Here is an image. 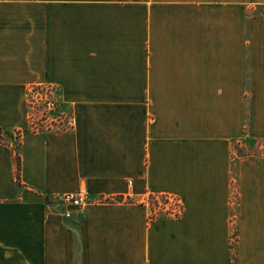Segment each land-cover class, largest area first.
<instances>
[{
  "label": "crops",
  "instance_id": "obj_1",
  "mask_svg": "<svg viewBox=\"0 0 264 264\" xmlns=\"http://www.w3.org/2000/svg\"><path fill=\"white\" fill-rule=\"evenodd\" d=\"M37 84L70 132L29 129ZM0 127V264H264V154L234 145L264 139V0H0Z\"/></svg>",
  "mask_w": 264,
  "mask_h": 264
},
{
  "label": "rangeland",
  "instance_id": "obj_2",
  "mask_svg": "<svg viewBox=\"0 0 264 264\" xmlns=\"http://www.w3.org/2000/svg\"><path fill=\"white\" fill-rule=\"evenodd\" d=\"M33 97L32 99L34 100V103H32V108H31V114L33 116L34 121H38V119L42 115H46V122L54 121L57 126L62 127L60 123H65L66 119L69 118V113H70V106L68 104L63 103L60 100V90L56 86L52 87H46L43 90H34L32 93ZM35 96L42 97L44 100H54L55 105L53 103H45L44 100H37ZM39 99V98H38ZM58 106V108H57ZM54 115V116H53ZM60 115V116H59ZM52 126V127H56ZM69 128V127H66ZM235 152L237 154L239 153H257V154H262L264 153V139H253L248 135H243L240 139H238L235 142ZM147 199H149L148 205L149 207L152 206L156 208H160L158 210V213L165 214L163 209H161L163 206L165 207L164 201L159 197L158 202H159V207L158 205H154V203L150 200V196H147ZM151 203V204H150ZM162 206V207H160ZM175 208V210H178V206H172ZM80 217L82 214L79 215Z\"/></svg>",
  "mask_w": 264,
  "mask_h": 264
},
{
  "label": "trees",
  "instance_id": "obj_3",
  "mask_svg": "<svg viewBox=\"0 0 264 264\" xmlns=\"http://www.w3.org/2000/svg\"><path fill=\"white\" fill-rule=\"evenodd\" d=\"M54 87L53 85H43V84H37V85H31L28 89H27V106L29 108V116H28V119H29V122H28V126H29V129L32 130V131H43V132H60V133H68L72 130L73 128V123H72V118H73V108H72V105L65 102L62 98V94H61V90H60V100L65 103V104H68L70 106V115H69V118L70 119H66L65 120V123H60L62 125V127L60 126H57L56 123L54 121H50V122H46L47 119H46V115H42L38 121H34L33 119V116L31 114V108H32V103H34V100L32 99L33 95V91L34 90H43L44 88L46 87ZM59 88V87H57ZM36 98V101L37 100H44L43 99V96L42 97H38V96H35ZM39 98V99H38ZM45 103H53V105H55L54 103V100L51 99L50 101L49 100H44ZM58 108V106H57ZM54 116V115H53ZM60 116V115H59ZM56 127H52V126H55ZM66 127H69V128H66ZM0 142H3V143H8L5 136L3 135V130L2 128L0 127ZM11 151H12V159H13V165H14V175H15V179H16V182L18 184V186H22V183L20 181V178H19V170H20V155H19V142L17 143H12L11 144ZM264 154V153H262ZM150 200L154 203V205H158L159 207V202H158V199L159 197H161V199L165 202L166 198H167V195H160V196H156V195H152L150 194ZM48 195L46 196L45 200L48 201ZM114 199L116 200H121L122 199V196H117V197H114ZM105 200H109V198H105ZM151 204V203H150ZM162 207V206H160ZM164 207V206H163ZM151 208V215H154V208L156 207H153L150 206ZM175 215H177L178 213H174Z\"/></svg>",
  "mask_w": 264,
  "mask_h": 264
},
{
  "label": "built area",
  "instance_id": "obj_4",
  "mask_svg": "<svg viewBox=\"0 0 264 264\" xmlns=\"http://www.w3.org/2000/svg\"><path fill=\"white\" fill-rule=\"evenodd\" d=\"M53 198L58 204L65 205V209L62 213L65 217H70L73 210L77 211L79 214H83L84 207L92 200L89 193L84 188L59 193L54 195ZM147 202H149V199H147ZM164 204L169 209H172V213L180 212V203L176 197L167 196ZM172 206H178V210H175Z\"/></svg>",
  "mask_w": 264,
  "mask_h": 264
}]
</instances>
